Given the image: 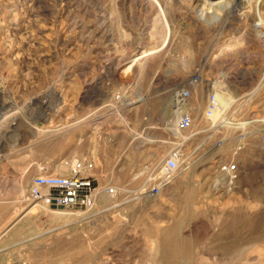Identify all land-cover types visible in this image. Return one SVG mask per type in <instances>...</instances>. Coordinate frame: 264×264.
<instances>
[{
  "label": "rangeland",
  "instance_id": "obj_1",
  "mask_svg": "<svg viewBox=\"0 0 264 264\" xmlns=\"http://www.w3.org/2000/svg\"><path fill=\"white\" fill-rule=\"evenodd\" d=\"M192 2L0 0V264H264V0ZM180 90L185 142L165 128ZM72 158L119 188L115 207L29 200L32 177ZM153 236L175 251L153 261Z\"/></svg>",
  "mask_w": 264,
  "mask_h": 264
},
{
  "label": "built area",
  "instance_id": "obj_2",
  "mask_svg": "<svg viewBox=\"0 0 264 264\" xmlns=\"http://www.w3.org/2000/svg\"><path fill=\"white\" fill-rule=\"evenodd\" d=\"M249 1V0H243ZM194 81L199 78V74H194ZM193 79V78H192ZM192 81V82H194ZM188 90H180L177 92L176 100L183 102L189 97ZM212 99V98H211ZM214 105L207 109L210 115ZM192 120L189 113H182L177 120V128L186 130L191 126ZM177 170V155L174 154L164 162L157 183L148 187L142 195L145 197L157 196L163 187L174 177ZM220 171L229 179H236L238 176V167L233 162L225 163ZM118 191L115 187H99L94 183L91 176L83 175L80 171L74 172L69 176H59L52 174L36 175L32 177L28 187V198L35 203H44L48 207L54 209L74 210L83 216L93 217L97 204L102 196L117 197Z\"/></svg>",
  "mask_w": 264,
  "mask_h": 264
},
{
  "label": "bare ground",
  "instance_id": "obj_3",
  "mask_svg": "<svg viewBox=\"0 0 264 264\" xmlns=\"http://www.w3.org/2000/svg\"><path fill=\"white\" fill-rule=\"evenodd\" d=\"M183 1V0H182ZM187 2H191V3H193L192 1H194V0H186ZM196 1H199V0H196ZM219 1V0H218ZM224 1H227V0H224ZM232 1V3H233V5H235L234 3H235V1H237V0H231ZM261 1L262 0H257V2H256V5L255 6H259L260 7V4H261ZM249 3L251 2V0H249L248 1ZM198 3V2H197ZM219 3V2H218ZM190 5V4H189ZM194 5V4H193ZM236 6V5H235ZM159 13V12H158ZM161 20V19H160ZM166 21V20H165ZM157 22V25H161V27H162V25L163 24H160L158 21H156ZM159 31H156V34H159L158 33ZM155 34V35H156ZM161 34V33H160ZM153 35V34H152ZM160 36V35H159ZM161 37V36H160ZM163 38V37H162ZM149 52V51H148ZM188 52V51H187ZM189 53V52H188ZM149 55V54H148ZM147 55V56H148ZM139 56H140V54H139ZM143 57V56H140V57H138V58H136V59H132L130 62L132 63H136L135 64V69H136V71H137V73H138V75H140V74H142L143 73V71L145 70V67H146V65H147V63H148V60H149V57ZM184 58V57H183ZM128 62V61H127ZM182 63H181V65L179 64V67L181 66V68L183 69V68H186V69H188V67L192 64V59H191V56H187L186 55V59H184L183 61H181ZM126 66V65H125ZM129 66V65H128ZM124 67V66H123ZM125 71H127L126 69H125ZM135 71V72H136ZM125 73V72H124ZM190 84V83H189ZM201 86V85H200ZM135 87V86H134ZM136 88H137V85H136ZM111 91V90H110ZM219 93V90H217V92H216V94H218ZM112 94V93H111ZM125 95V94H124ZM126 96V95H125ZM39 98V97H38ZM187 100V99H186ZM117 101V100H116ZM188 101H186V102H179L178 103V101L176 100L175 101V105H176V108H175V111L173 112V117H172V120H170V121H168L167 123H166V129L169 131V132H171V134H173L176 138H179V139H181V141L183 142H185L186 140H188L189 139V136H186V137H181L180 136V130L177 128V124H176V122H177V120H178V118L180 117V115L183 113V112H186V111H188V110H190V107H191V105H190V103H187ZM31 103V102H30ZM128 104V103H127ZM129 104H132V102L131 103H129ZM17 108V107H16ZM127 108V107H126ZM87 116V115H86ZM16 124V123H15ZM71 125V124H70ZM18 126V125H17ZM63 140V139H62ZM72 156V155H71ZM79 158V157H78ZM39 170H41V168H38ZM83 169H88V165H86V163L84 162V161H77V160H75L74 158H72L69 162H61L57 167H56V170H58L59 171V174H57V175H67L69 172H78V171H83ZM87 171V170H86ZM90 171V170H89ZM88 171V172H89ZM41 173H43L44 174V172H41ZM73 174V173H72ZM178 175H179V173H178ZM181 176V177H180ZM180 176H178L180 179H183V177H182V174L180 175ZM28 179V178H27ZM28 181V180H27ZM29 184V183H28ZM23 185H25V184H23ZM26 186V185H25ZM24 186V187H25ZM23 187V188H24ZM117 190L119 189L118 187H116V186H114ZM22 188V189H23ZM24 190V189H23ZM24 195V194H23ZM103 201H104V203L106 204V206H108L109 208H113V207H115L116 205H115V202H116V200H114V197H111V196H102V198H101ZM42 204V206L44 207V208H47V206L44 204V203H41ZM105 204H104V206H105ZM255 205V204H254ZM251 207H253V205L252 204H247V208H251ZM99 211L100 210H98V209H96V212H95V214H98L99 213ZM15 214V213H14ZM68 214L70 215V217L71 216H73V215H79L80 213H78V212H75V214H73V213H66V215L68 216ZM71 214H73V215H71ZM83 216V215H82ZM87 216H84V218H86ZM88 217H90V216H88ZM89 234V233H88ZM178 234V233H177ZM173 238L174 237H168V238H166L165 240H160L158 237H154L153 236V238L151 239L150 238V241H149V243H148V254H150L151 253V255L152 256H150V257H153V261L155 260H157L158 259V257H159V254H161V252L162 251H169V252H171V253H173L174 251H175V245H174V240H173ZM229 244V243H228ZM163 253V252H162ZM147 256V255H146ZM149 256V255H148ZM149 258V257H148ZM149 260V259H148Z\"/></svg>",
  "mask_w": 264,
  "mask_h": 264
}]
</instances>
